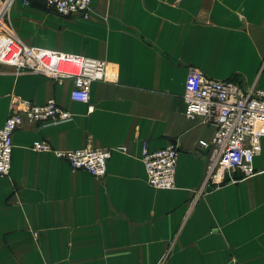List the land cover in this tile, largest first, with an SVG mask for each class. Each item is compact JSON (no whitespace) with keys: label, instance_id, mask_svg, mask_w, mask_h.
<instances>
[{"label":"crops","instance_id":"obj_1","mask_svg":"<svg viewBox=\"0 0 264 264\" xmlns=\"http://www.w3.org/2000/svg\"><path fill=\"white\" fill-rule=\"evenodd\" d=\"M0 35L37 54L105 62L88 104L69 99L70 78L0 64V126L15 96L53 99L63 121L24 123L12 134L10 170L0 177V262L16 254L35 221L58 245V264H264V138L254 174L203 186L214 127L183 116L187 70L242 88L264 86V0H90L84 16L62 17L39 0H0ZM89 108V109H88ZM56 151L110 150L105 175L72 171ZM174 146V188L146 184L140 161Z\"/></svg>","mask_w":264,"mask_h":264},{"label":"built area","instance_id":"obj_2","mask_svg":"<svg viewBox=\"0 0 264 264\" xmlns=\"http://www.w3.org/2000/svg\"><path fill=\"white\" fill-rule=\"evenodd\" d=\"M21 1L23 5H28L31 0ZM39 1L62 17L84 16L90 6V0ZM170 1L172 4L181 2ZM3 11L4 8L0 14ZM0 64L15 71L42 75L54 82L70 78L72 87L69 99L86 105L90 84L102 81L105 73L103 60L67 54H37L8 34L0 35ZM181 98L186 120L198 118L200 123L214 127L210 141L198 142V149L207 151L202 188L233 184L252 176V162L260 153L259 141L264 138V86L242 88L233 80H212L190 67ZM68 117V112L53 99L42 104H32L11 96L9 113L0 126V177L9 173L12 134L21 125L63 121ZM29 149L33 152H49L71 169L82 170L95 179L105 175L110 157V150L95 149L89 145L78 150L56 151L44 141H34ZM176 159L174 146L154 151H148L142 146L140 161L146 184L157 190L173 189Z\"/></svg>","mask_w":264,"mask_h":264},{"label":"rangeland","instance_id":"obj_3","mask_svg":"<svg viewBox=\"0 0 264 264\" xmlns=\"http://www.w3.org/2000/svg\"><path fill=\"white\" fill-rule=\"evenodd\" d=\"M20 241H23L24 245L18 247V252L0 264H58V245L54 243V238L43 233L38 221H35L34 230L20 235Z\"/></svg>","mask_w":264,"mask_h":264}]
</instances>
